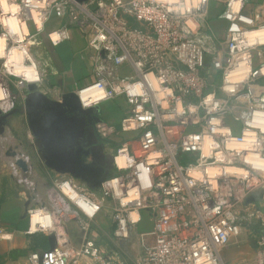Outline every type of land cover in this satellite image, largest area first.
<instances>
[{
	"label": "built area",
	"instance_id": "built-area-1",
	"mask_svg": "<svg viewBox=\"0 0 264 264\" xmlns=\"http://www.w3.org/2000/svg\"><path fill=\"white\" fill-rule=\"evenodd\" d=\"M210 1L41 0L46 6L36 9L43 21V26L38 27L32 7L23 0H8L21 6L17 15L29 30L23 45L27 46L40 76L38 81L28 82L10 75L4 68L6 57L0 58V88L7 91L11 107L14 102L24 105L29 83H37L39 90L51 98L59 99L64 94L60 86L49 83V62L38 58L35 51L42 44L41 34L53 20L62 22L59 28L47 32L53 44L69 38L70 29L76 28L93 49L95 80L84 88L100 85L107 95L86 108L117 98L125 101L124 115L118 123L96 119L93 126L101 140L122 137L113 159L116 174L104 178L95 192L67 173L53 179V194L70 200L89 217L110 203L115 225L112 240L118 248L112 255L104 256L109 264H205V256L211 264H227L223 251L243 229L259 231L254 234L257 248L254 259L241 264H264V168L245 159L251 154L254 159L264 160V129L249 120L255 111L242 120L240 133L235 132L227 119L232 112L235 87L244 88L249 77L259 71L253 72L252 67L253 74L249 72L246 80L232 83V90L226 88L231 70L236 67L234 57L241 53L252 65L251 49L238 43L244 30L230 32L226 40H219L209 30L206 17ZM239 1V10L231 11L237 15L231 19L252 24L251 17L238 16L243 7V0ZM226 5L228 10H234V0H226ZM4 32L6 28L0 25V35ZM63 33L66 37L61 36ZM57 34L58 43L52 39ZM100 36L104 38L99 39ZM7 46L10 49L19 45L9 37ZM221 54L223 85L217 88L206 65L208 59H218ZM24 63L30 61L25 58ZM136 83L141 85L142 95L129 94L130 86ZM259 102L264 108V96ZM213 120L219 123L213 124ZM213 128L220 131L214 132ZM249 133L255 134L251 148L228 147L233 141L244 143ZM205 136L218 145L211 149L210 156L203 155ZM217 153L223 159H217ZM120 158L125 163L131 159L132 163L120 167ZM139 164L149 169L150 187H144L139 179ZM210 168L218 170L217 174L209 176ZM229 169H243L248 175L242 177ZM190 170L198 171L203 180L190 176ZM114 179L118 180L120 196L112 186ZM65 183L78 199L98 206L94 214L88 215L61 191L60 186ZM133 192L135 195H131ZM255 193L260 199L247 202ZM39 205L46 208L45 204ZM36 208L32 205L27 209L30 218ZM47 209L54 218L55 230L39 226L37 231L54 232L57 245L53 250L33 251L30 264H69L82 256L95 258L103 254L96 240L87 234L81 245L75 246L65 227L56 221L54 210L48 206ZM143 213L151 227L139 231ZM28 232L34 233L30 228ZM134 234L142 237L143 252L139 257H133L128 247Z\"/></svg>",
	"mask_w": 264,
	"mask_h": 264
},
{
	"label": "crops",
	"instance_id": "crops-1",
	"mask_svg": "<svg viewBox=\"0 0 264 264\" xmlns=\"http://www.w3.org/2000/svg\"><path fill=\"white\" fill-rule=\"evenodd\" d=\"M252 1L257 2V0ZM247 2L248 0H243L244 8H241L238 16L249 17L245 12L249 14L250 12L247 9L253 4ZM229 13L226 0L210 1L206 22L209 30L219 40L226 39L229 33L234 31L233 25L236 26V29L241 28L238 23L241 22L239 21L240 19H231ZM61 23V21L53 20L47 24L46 32H43L40 36L42 44L35 50L36 56L49 62V83L60 86L64 93L70 91L78 92L95 80L91 59L93 49L89 47L86 37L76 28L70 29L69 38H63L57 45L53 44L48 38L47 32L48 30L59 28ZM63 35L65 34H61L62 37ZM208 63L210 64V62ZM121 114L122 111L119 108H115L111 112L110 109H106V111L101 109L100 116L95 117V120L104 119L114 124L119 121ZM18 117V119L13 120H25V116L22 113H18ZM12 126L20 129V124L18 123H13ZM97 140V147H100L101 140L98 136ZM89 143L90 145L95 143L93 137L90 138ZM33 147V157L36 158V164L28 172L29 175L31 173L29 184L28 181L26 182L29 177L28 173L25 174L23 172V175L18 176L16 174L17 169L12 168L9 170L6 168L3 159L0 162V264H30L29 256L33 251L41 252L50 248L49 236L55 234L54 232H28L31 222L27 209L32 205L37 206L40 203L54 210L56 221L65 227L70 240L75 246H80L87 234V236L96 240L101 253H103L101 256L95 258L82 256L76 262H70L69 264H109L104 259V256L106 254L112 255L118 248V244L112 240L115 225L111 218L110 203L108 202L95 216L89 217L59 193L54 195L51 201H49L46 197V192L50 188L53 190V179L60 176V173L45 165L39 152L40 147ZM104 159L103 162L106 163ZM93 160L94 154L87 159L89 162H93ZM103 170H106V166H102L101 171L98 174L96 173L94 179L96 177L99 178ZM77 179L79 183L88 184L89 186H87L94 192L97 191L101 183L97 187H94L84 179ZM18 185L23 186L25 190H20ZM5 234L10 235V239L3 238ZM133 257L137 256L133 255ZM112 264L115 263L113 262Z\"/></svg>",
	"mask_w": 264,
	"mask_h": 264
},
{
	"label": "rangeland",
	"instance_id": "rangeland-1",
	"mask_svg": "<svg viewBox=\"0 0 264 264\" xmlns=\"http://www.w3.org/2000/svg\"><path fill=\"white\" fill-rule=\"evenodd\" d=\"M236 1L239 0H234V4ZM247 3H251L253 5H250V8L247 9L250 13L248 14L247 12H245V14L249 15V17H252L254 22L252 24L238 22L241 28L234 30L236 32H239L241 30H244L246 32L249 29L259 28L260 25H264V0H257V2L248 0ZM231 11L233 10L229 9L230 12L229 15L232 13ZM233 15L235 16L237 14L236 13L231 14V16ZM30 26L33 27L32 23H30ZM250 49L252 56L253 72L259 71L264 66V44L250 46ZM240 57H241V53H237L236 57H234V63H236L237 59ZM211 61H213V59H208L206 67H208V71L211 76V81L218 88L219 86L223 85V79H222V72L224 69L223 55L221 54L218 59H214L215 62H211ZM208 62H210V64ZM234 94L235 95L232 98V112L227 117V119L234 126L235 132L240 133L243 119L248 118L250 113L253 111L256 110L264 111L262 104L259 102V98L264 96V75H262L261 73H258L255 76L251 75L247 83H245L244 88H242L241 85L240 87H235ZM220 95L223 96V93H221V91H220ZM14 104L15 105L13 107L7 108V110H5L4 108H0V111L4 114L22 106L17 104L16 102H14ZM100 107L103 111H106V109H110V112L113 111V109L115 108L121 109L122 114L120 115L119 118L120 120L121 117L124 115V110L126 108V105L123 98H117L114 100H109L101 103ZM237 107L240 108L237 109ZM24 116H25V120H13L19 118L18 113L11 115L8 119L7 124L4 126V132L0 133V156L4 160V164L6 168H8L9 170H11L12 168L17 169L16 174L18 176H21V174L23 175V171L16 164V159L12 156H8L6 152L9 149H13L17 152V154L19 153L18 157L21 156L26 161H28V165L31 171V168H34V164H36L35 162L36 158L33 157L34 155L33 146L40 147V142L32 134L29 123L26 119V115L24 114ZM13 123L20 124V129L12 126ZM129 135H133V134H126V136ZM121 138L122 137H117L112 141L101 140L100 147L99 146L97 147L98 145L96 144V142L98 141L97 136L96 134L93 136V141L95 143H92L91 147L93 151L96 153L95 154L96 158L93 161L99 164L100 166H106V170H103V172L99 175L100 180L116 174L117 170L113 165V159L115 155H117V151L120 146V141L122 140ZM98 151H100V153H98ZM102 154L105 156L103 157V159L105 158L104 160L106 161V163L101 161L102 159L101 156H103ZM30 175L28 177V180H26V182L28 181V184L30 180L29 179ZM46 193H47L46 197L48 198L49 201H51V198L54 197L52 188H50V190L47 191ZM44 206L47 208L46 205ZM36 207L44 208L43 205H37ZM150 227L151 224L148 222L147 215L143 213V220L139 224L138 230L139 231L147 230ZM258 231L259 230L249 231L247 229H243L242 232L237 237L233 238L229 242L228 246L225 248L222 254L227 264H241L245 262H250L254 259L257 250L254 242L255 239L254 234L255 233L257 234ZM141 239H142L141 236L135 235L129 240L128 247L132 256L134 255L139 257L142 255L143 249H142ZM251 240L253 241L254 244H252ZM148 241H150V239Z\"/></svg>",
	"mask_w": 264,
	"mask_h": 264
},
{
	"label": "water",
	"instance_id": "water-1",
	"mask_svg": "<svg viewBox=\"0 0 264 264\" xmlns=\"http://www.w3.org/2000/svg\"><path fill=\"white\" fill-rule=\"evenodd\" d=\"M27 88L28 93L23 106L8 113L0 112V133L4 132V126L11 115L24 113L32 134L40 142L39 152L45 165L58 173L71 174L97 187L103 179L100 180L97 177L96 181L93 179L96 173L101 171L102 166L94 161H87L92 154L95 159L96 153L89 140L84 138V131H82L84 126L81 125V121L99 117L100 106L84 108L79 94L75 91L65 92L59 99H55L40 91L37 83H29ZM6 153L16 158V164L25 174L29 172L28 162L18 157L15 150L9 149ZM18 188L24 189L21 185H18ZM259 199L260 195L255 193L246 201L254 202ZM49 242V250H53L57 245L55 234L49 236ZM252 244H254L253 241Z\"/></svg>",
	"mask_w": 264,
	"mask_h": 264
},
{
	"label": "clouds",
	"instance_id": "clouds-1",
	"mask_svg": "<svg viewBox=\"0 0 264 264\" xmlns=\"http://www.w3.org/2000/svg\"><path fill=\"white\" fill-rule=\"evenodd\" d=\"M24 4L27 6L32 7L33 9V16L36 18L35 23L38 27L43 26V21L40 18L41 14L36 11L37 8H44L46 5L45 3L41 2V0H23ZM239 7L238 5L236 6ZM0 9H2V12H0V25H3L4 28H6V32L4 34L0 35V58H5L4 61V68L8 71L10 75L16 76V77H23L25 81L32 82V81H38L40 79L39 71L37 68V65L34 61H32V58L28 52L27 46L23 45V41L25 40V36L28 34V27L24 21H21L18 18V13L21 11L20 4L17 3H9L8 0H0ZM7 13H11V16H7ZM251 23V21H248ZM233 29H236V26L233 25ZM247 44L252 45L257 42V38H259L260 43H264V29H261L259 31L249 33ZM9 37H12L19 46L12 47L8 49L7 42ZM66 37V34H65ZM103 36H100L99 39H103ZM52 39L54 42H59L60 36L53 35ZM29 44H32L33 41H28ZM25 58H27L30 63L25 64ZM242 71L234 73L232 77H229L232 79L233 77L236 79H244V77L247 75L248 68L245 65L241 66ZM97 89H99L96 94L93 96V100L98 99H104L106 98V93L103 91V89L100 87V85L96 86ZM129 94L130 95H142V88L139 83H136L129 88ZM210 99V98H209ZM8 100V93L5 89L0 88V101L5 102L4 104H0V108H4L7 110V108H10L11 105L7 103ZM88 101L85 102V106L88 105ZM183 110L182 108L180 109ZM195 111V109H192ZM261 115V114H257ZM213 124H218V120H213ZM255 124L257 126H260L262 129H264V119H258L255 121ZM213 131H220L219 129L213 128ZM224 132H227V129L223 130ZM195 139H199V137H195ZM205 145H204V156H210L211 149L214 147H218L211 137L205 136ZM255 143V134L249 133L246 134L245 142L244 143H237L233 141L228 145L229 148H251L252 145ZM217 159H223V156L220 153H217ZM247 162L252 163L255 167L258 168H264V160H260L259 157H256L255 159L250 154L248 157L245 158ZM132 163L131 159L128 160L127 163H125L123 160L118 161V164L120 167H127ZM137 168L140 170L139 172V179L142 182V185L144 187H150V179H149V169L145 167L143 164L137 165ZM216 169H209V176H214L217 174ZM229 171H235L238 172L242 177H246L248 175L247 172H245L243 169H229ZM189 175L194 177L197 180H203V177L198 171L190 170ZM195 180L190 181V183H194ZM112 186L115 189V194L117 196H120L121 193L119 189L117 188L118 180L114 179L112 182ZM215 182L213 181V184ZM61 191L68 195L71 199L75 200V202L80 206L88 215L94 214V212L97 210V205L86 203L81 199H78L75 194L69 191L67 183L60 186ZM131 195H135V192H133ZM126 203V201H123ZM218 210V209H217ZM37 225L40 226V229L44 230H55L54 225V218L50 212H48L46 209L40 207L36 208L31 212V227L30 231L35 232L39 230L37 228ZM5 239H10V235L5 234L3 236ZM203 261L205 264H211V261L207 256L203 257Z\"/></svg>",
	"mask_w": 264,
	"mask_h": 264
},
{
	"label": "bare ground",
	"instance_id": "bare-ground-1",
	"mask_svg": "<svg viewBox=\"0 0 264 264\" xmlns=\"http://www.w3.org/2000/svg\"><path fill=\"white\" fill-rule=\"evenodd\" d=\"M239 3H240V1H236V2H235L234 6H233V8H234L233 11L237 12L236 10H237L239 7L237 8L236 6H237V5H238V6L241 5V3H240V4H239ZM238 10H239V9H238ZM261 29H264V25H260L259 28L249 29L248 31L245 32L244 36H243L241 39H238V43H239V44H244V45H246V46H254V45H261V44H264V43H260V42H259V38H257V42H256L255 44H252V45H248V44H247V40H248V35H247V34H249V33H253V32H256V31H259V30H261ZM236 36H237V35H236ZM238 38H239V37H238ZM249 63H250V62H249V60H248L247 57H245V60H244L243 57H240V58L237 60V62H236V67H235L234 69L231 70V75H230V77H232L234 73H237V72L242 71L241 66H242V65H245V64H246V66H247V68H248V72H247V75H248L249 72L252 71V65L249 64ZM259 73H261L262 75H264V66L259 70ZM247 75H246V76L244 77V79H242V80H245V78L247 77ZM242 80H241V79H236V78L233 77L232 79H230V83L226 85V88H227L228 90H232L233 87H234V85H233L232 83H235V82H237V81H242ZM100 87H101V86H100ZM98 90H99V89H97V87H94V88H84L83 90L79 91V95H80V98H81V101H82L83 106H85V102H86V101H88L89 103H88V105L85 106V107L91 106V105L93 104V102H94V100H93V96L96 94V92H97ZM8 103H9V102H8ZM238 108H240V107H237V109H238ZM258 113L261 114V115H257ZM258 119H264V111L256 110L255 113H254V115H253V117L250 118L249 120H254V123H255V121L258 120ZM119 160H123V161H124V159H122V158H120ZM68 189H69V188H68ZM69 191L71 192V189H69ZM73 194H74V193H73ZM44 209H46L48 212L50 211V210H48L47 208H44ZM30 222H31V218H30ZM38 227H39V225H38ZM38 227H37V228H38Z\"/></svg>",
	"mask_w": 264,
	"mask_h": 264
},
{
	"label": "flooded vegetation",
	"instance_id": "flooded-vegetation-1",
	"mask_svg": "<svg viewBox=\"0 0 264 264\" xmlns=\"http://www.w3.org/2000/svg\"><path fill=\"white\" fill-rule=\"evenodd\" d=\"M95 121H96L95 119L81 121V125L84 126V128L82 129V131H84V138H86L87 140H90V138L96 134L95 130L93 129ZM96 180L97 179H93V181Z\"/></svg>",
	"mask_w": 264,
	"mask_h": 264
}]
</instances>
